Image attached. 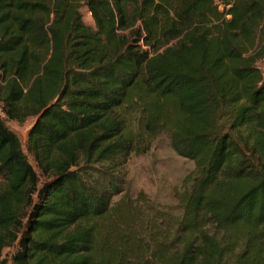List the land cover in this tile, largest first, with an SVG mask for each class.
I'll use <instances>...</instances> for the list:
<instances>
[{
	"label": "trees",
	"instance_id": "obj_1",
	"mask_svg": "<svg viewBox=\"0 0 264 264\" xmlns=\"http://www.w3.org/2000/svg\"><path fill=\"white\" fill-rule=\"evenodd\" d=\"M263 61L264 0H0V264H264ZM162 133L195 167L157 220L126 166Z\"/></svg>",
	"mask_w": 264,
	"mask_h": 264
},
{
	"label": "rangeland",
	"instance_id": "obj_2",
	"mask_svg": "<svg viewBox=\"0 0 264 264\" xmlns=\"http://www.w3.org/2000/svg\"><path fill=\"white\" fill-rule=\"evenodd\" d=\"M82 15L85 24L94 26L86 9L82 10ZM260 69L264 76V61ZM4 122L19 138L29 162L40 175L33 156L27 151L28 135L35 119H28L24 123L7 119ZM135 126L137 129L138 123ZM194 167L192 160L180 157L174 151L169 136L162 133L154 140L144 142L138 152L130 156L126 166L128 200L139 206L146 218L160 220L167 216L170 219L179 216L182 212L179 197L184 190L185 179ZM120 199L121 196H116L113 204ZM12 251V248L6 249L4 256L11 255Z\"/></svg>",
	"mask_w": 264,
	"mask_h": 264
}]
</instances>
